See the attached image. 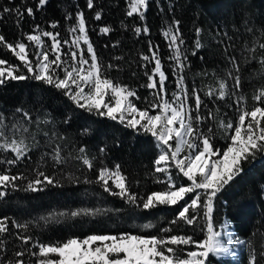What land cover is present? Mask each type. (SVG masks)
Segmentation results:
<instances>
[{"label": "snow or ice", "instance_id": "snow-or-ice-1", "mask_svg": "<svg viewBox=\"0 0 264 264\" xmlns=\"http://www.w3.org/2000/svg\"><path fill=\"white\" fill-rule=\"evenodd\" d=\"M48 2L49 0H37L35 10L34 7L0 5V20L5 15L15 16L19 28L25 16L34 18L35 11L44 8ZM149 3L150 0H128L126 16H138L140 21H144ZM86 7L94 10V0H86ZM101 18V11H95L93 19L100 21ZM65 19L73 21L65 29L68 37H62L57 30L59 21L49 23V27L56 31L45 30L36 24L31 32L23 33V39H17L14 43L8 42L0 34V47L19 61L14 64L0 59V85L9 80L32 79L42 82L60 90L77 108L117 121L135 132L150 134L159 149L153 162V182L163 185V190L139 195L132 191V182L122 171L121 164L117 163L114 167L101 166L96 170L95 158H89L86 149L81 147L79 155L74 159L82 161V165L89 171H97L95 180L85 177L84 183L98 184L103 192L132 206L133 211L179 205L177 214L169 224L199 228L206 238L198 242L191 235H169L173 228L164 227L159 229L162 233L160 235L129 232L118 235L91 234L83 238L69 237L65 241L44 243L26 234L31 222L20 223L3 217L0 218V264H210V257L235 256L233 243L244 245L245 241L239 238L234 240L233 234L228 230L229 222H223L221 230L214 229V206L225 186L230 185L243 172L242 162L254 161L258 156H264V106H261L264 105V84L252 94L254 106H246L242 78L239 75L241 67L236 57L230 56L226 57L231 65L226 72L227 79L217 77L218 88L209 86L205 91L198 89L195 84L189 85L188 49L180 29V21L173 19L162 36L170 49L168 59L171 64L168 69L174 88L169 89V72L162 62L159 45L148 40L147 54H139V60L142 61L139 66L146 77L145 83L140 87L150 90V94L143 98L144 107L140 108L134 102L141 100L137 89L108 75L118 65H105L101 60L90 39L85 13L80 10L74 15L66 13ZM121 24L126 30L130 28L137 37L148 35L150 31L146 24L126 25L123 21ZM112 31L110 25L99 28L101 35H108ZM201 32L202 29H195L196 50L203 47L199 39ZM260 35L264 37V30H261ZM118 45L119 41L112 47ZM258 46L264 50V42ZM249 51L254 52L255 47ZM192 55H196V51ZM114 59L119 61L123 57L117 56ZM252 59L255 60V56ZM256 62L264 69V56ZM208 74L206 70H202L194 75ZM132 75L136 76V73L133 72ZM213 75L216 76L215 73ZM228 79L233 82L231 90ZM201 91L209 99L224 100L226 97H234L232 104L228 105L229 108L235 106L234 119L220 118L219 109L209 108L202 99ZM205 109L207 115L202 111ZM15 112L22 113V118L12 122L10 126L5 124V117L0 113V152L11 153L13 157L0 158V164L7 166H15L25 159L30 160L29 153L40 146L36 134L26 126L33 122L32 116L23 108H17ZM206 120L213 121L214 124L209 126L205 123ZM39 122L37 119L36 123ZM67 122L66 120L65 123ZM43 123L47 124L49 121L44 120ZM217 133L226 141L223 149L216 147ZM43 135L49 138V143L45 146L51 147V151L40 154L36 165L31 169V177L24 172L12 174L10 167L0 170V199L6 197L9 190L36 192L47 186H61V181L54 175H49L41 165L48 160L53 167L67 163L68 158L62 155L61 144L51 146L55 139L63 140L64 137L55 132L51 136L48 132ZM99 151L104 153L105 149L101 148ZM64 178L70 182H79V178L71 173ZM185 178L189 183H180ZM111 211L120 210L79 208L52 212L48 217L40 219L47 223L50 220L57 221L60 217H95L107 215ZM9 225L23 231L13 233ZM155 227L151 222L142 225L143 229ZM12 236L19 243L14 245L11 255H8L11 243L8 237ZM190 245L195 250L185 251V246ZM26 256L29 259L26 260ZM31 258H35L34 261ZM244 264H264V246L259 252L250 246Z\"/></svg>", "mask_w": 264, "mask_h": 264}, {"label": "trees", "instance_id": "trees-1", "mask_svg": "<svg viewBox=\"0 0 264 264\" xmlns=\"http://www.w3.org/2000/svg\"><path fill=\"white\" fill-rule=\"evenodd\" d=\"M37 0H0V5L9 7H34ZM128 0H94L95 9L86 7V0H49L48 4L35 11V17H27L17 27L15 16L5 15L0 20V34L8 42L23 39V33L31 32L34 25L39 24L46 30L51 21H59L58 31L63 25L73 21L66 20L65 14H75L83 11L87 18L89 35L98 55L106 65L112 63L118 68L109 71L108 75L114 80L121 81L137 89L140 97L149 96L150 90L140 87L145 83L143 69L139 66V54H147V41L152 40L160 46L165 39L162 32L167 29L173 19L180 21V29L186 41V55L190 62L187 72L188 84H195L198 89L205 91L211 83H217V77L226 78V72L231 68L226 57L235 56L241 67L239 75L242 78V92L246 96L245 104L254 106L252 94L256 88L264 84V69L256 61L264 56V50L259 43L264 42L260 35L264 30V0H150L145 13V20L138 16L127 17ZM95 11H101L100 21L93 19ZM126 25L143 26L150 29L148 35L137 37L133 31L122 27ZM68 24V25H69ZM110 25L113 31L101 35L99 28ZM202 29L199 37L203 47L194 48L195 29ZM252 29V31H248ZM119 41L117 47H112ZM255 47L254 52L249 49ZM196 51V55L192 52ZM6 49L0 47V57L6 56ZM121 56L117 61L114 57ZM255 56V60H253ZM203 57V59H201ZM206 70L207 76L194 74ZM135 72L136 76L132 73ZM216 74V76L213 75ZM232 80L228 79L231 90ZM145 91L147 93H145ZM149 93V94H148ZM202 99L209 108L219 109L220 118H233L229 115L228 105L234 97L224 100L209 99L201 91ZM264 106V105H261ZM235 108V106H233ZM17 108H23L32 116L33 122L27 123L30 132L36 134L39 147L29 153L31 159H25L15 166L0 164V170L11 168L12 174L24 172L31 177V169L43 152H50L51 147L45 146L49 138L43 135L52 132L64 137L55 139L51 146L59 143L62 155L67 163L53 167L48 158L41 165L49 175H54L61 181V186H47L42 191L9 190L6 197L0 199V218L8 217L20 223H29L26 234L32 235L44 243L65 241L69 237H86L91 234H111L129 232L139 235H160L159 229L172 227L170 234H188L197 236V240L205 237L199 228L182 225H170L177 208L175 206H159L152 210H132V206L103 192L98 184L84 183L85 177L95 180L101 166L114 167L119 163L122 171L132 182V191L139 195H147L152 191L163 190V185L153 182L154 160L158 156V147L150 134L135 132L117 121L107 117L88 113L77 108L60 90L32 79L23 81H7L0 85V113L5 117V124L20 120L22 113H16ZM207 115V110H202ZM227 113V117H225ZM39 119V123L36 121ZM44 120L49 123H43ZM68 121L65 123V121ZM209 126L213 121L206 120ZM220 136V135H219ZM84 147L89 158H95L96 170L89 171L82 161L74 159L79 155V148ZM105 149L104 153L99 150ZM13 158L11 153L0 152V158ZM102 162V164H101ZM243 172L218 195L214 206V229L217 230L224 221H228L237 238L245 241L232 264H244V258L250 246L259 252L264 246V156H258L254 161L242 162ZM71 173L79 178V182H70L64 177ZM160 176V174H155ZM162 178V177H161ZM138 181V183H137ZM119 209L107 215L95 217L81 216L77 218L60 217L57 221L41 220L52 212H64L79 208ZM153 223L155 228L143 229L142 225ZM13 233L21 232L9 225ZM189 230V231H188ZM188 232V233H187ZM8 255L16 243L15 237H8ZM29 259V257H25ZM33 261L35 258H31ZM223 257H210V264H229Z\"/></svg>", "mask_w": 264, "mask_h": 264}, {"label": "rangeland", "instance_id": "rangeland-1", "mask_svg": "<svg viewBox=\"0 0 264 264\" xmlns=\"http://www.w3.org/2000/svg\"><path fill=\"white\" fill-rule=\"evenodd\" d=\"M68 24H69V23H68ZM68 24L65 25V26L63 25V27L61 28L62 30H60V33H61V36H62V37H68V33L65 31V29L70 25V24H69V25H68ZM71 24H72V23H71ZM167 27H168V26H167ZM45 30H46V29H45ZM50 31H56V30H53V29H52V30H50ZM69 38H70V37H69ZM183 38H184V37H183ZM25 42H27V41H25ZM185 42H186V41H185ZM161 46H162V48L164 49L163 51H161V58H162V62H163V64H164V66H165V70L169 72V84H168V86H169V89L171 90V89L174 88V84H173V82H172V77H171V74H170V69H168V65L171 64V61L168 59V56H169V54H170V49L167 47V42L164 41V40H163ZM159 47H160V46H159ZM0 59H6V60H8L10 63H14V64H18V63H19V61H18L13 55H11L10 52H8L6 56L0 57ZM216 82H217V81H216ZM191 85H192V84H191ZM211 87H212V88H218V83H214V82H212V83H211ZM137 93H138V92H137ZM145 93H147V92L145 91ZM148 94H149V93H148ZM138 95H139V93H138ZM144 97H145V95H144L143 97H141V100H139V101H134V102L136 103L137 107H140V108H143V107H144V103H143V98H144ZM106 99H107V98H106ZM228 112H229V115H230V116L233 115L234 112H235V108H234V107H231V108L228 107ZM153 114H155V113H153ZM202 127H203V125H202ZM205 130H206V129H205ZM143 134H144V133H143ZM219 135H220V134L217 133V136H216V138H215V144H216V147H217V148L223 149L224 146H225L226 141H225L224 139H222L221 136H219ZM158 154H159V149H158ZM173 174H175V169H173ZM180 183L187 184V183H189V182H187V181H186V178H185V179L181 180ZM187 198H188V197H186V199H187ZM181 203H183V201H181ZM168 207H172V206H168ZM175 207L178 209L179 205H176ZM173 213L176 215V212H175V211H173ZM224 222H228V221H224ZM217 230H221L220 227H219ZM228 230L233 234V238H234V240H235V238H237V237H236L235 232L233 231V228H232L231 225H230V228H229ZM188 231H189V230H188ZM187 233H188V232H187ZM169 235H171V234L169 233ZM184 235H191V236L193 237V239H195L196 241H198V240H197V236H196V235H193L192 233H188V234H184ZM204 238H206V237H204ZM204 238H203V239H204ZM203 239L199 240L198 242H202ZM241 246H242V245H238V244L233 243L232 248H233L234 251L236 252V255H235V256H223V258L228 259V260L230 261L229 264H232V262L235 260L236 256L238 255ZM187 250H195V247L192 246V245H190V246H185V251H187Z\"/></svg>", "mask_w": 264, "mask_h": 264}]
</instances>
